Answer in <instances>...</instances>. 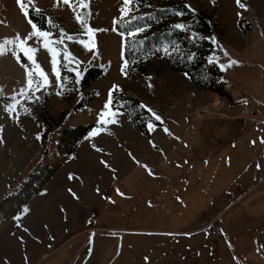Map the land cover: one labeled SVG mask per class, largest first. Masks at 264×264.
<instances>
[{
    "label": "rangeland",
    "instance_id": "374dc122",
    "mask_svg": "<svg viewBox=\"0 0 264 264\" xmlns=\"http://www.w3.org/2000/svg\"><path fill=\"white\" fill-rule=\"evenodd\" d=\"M144 1L147 8L165 2ZM186 2L215 26L214 52L207 59H218L215 64L226 96L200 89L159 53H152L139 73H122L124 42L115 24L122 18L123 0H89L87 12L78 10L88 15L91 27L101 29L93 35L95 49L79 43L84 30L73 7L63 0H32L47 16L55 17L58 28L77 36L59 47L68 48L81 62L80 69L97 66L103 73L82 90L71 70L75 64L62 62L65 75L59 87L51 72L50 53L34 38L29 41L52 83L36 93L39 100H22L15 114L6 111L7 105L0 110V187L7 180L13 194L31 173H46L49 178L36 184L41 190L23 207L29 209L27 213L0 221V264L6 260V264H32L33 254L49 243L51 217L60 221L51 230L55 238L61 228L71 232L70 211L74 220L86 221L81 227L86 234L97 237L91 248L94 256L86 264H240L247 248L253 250L255 245L254 260L264 262V147L258 141L264 137V0H240L245 8L237 0ZM137 7L133 0V10ZM30 31L17 0H0V40ZM51 31L53 38H59ZM230 59L239 63L219 66ZM26 80L24 68L10 53L0 55V97L11 102ZM114 84L120 89L113 92L114 107L122 105L118 123L88 138V132L99 126L98 113ZM82 98L88 100L73 111ZM142 104L162 121H155ZM240 104L249 107L240 110L242 118L225 114ZM130 117L137 124L152 120L156 127L144 133ZM89 124L78 141H62L64 130ZM117 188L125 193L123 197ZM227 203L231 207L225 211ZM225 219L231 222L228 235ZM39 234H44V241Z\"/></svg>",
    "mask_w": 264,
    "mask_h": 264
},
{
    "label": "trees",
    "instance_id": "16d2710c",
    "mask_svg": "<svg viewBox=\"0 0 264 264\" xmlns=\"http://www.w3.org/2000/svg\"><path fill=\"white\" fill-rule=\"evenodd\" d=\"M137 9L132 10L128 16L117 20L116 30L123 36V57L127 60L126 71L128 75L139 73L144 68V62L149 59L152 53H159L165 58L172 68L176 71L185 72L194 84L203 90H211L220 96H226L227 91L224 88L223 78L218 66L215 63H209L207 57L214 52V41L208 39L213 37L215 26L210 18L202 11L194 10L187 5L186 0H165L164 4H152L147 8L144 0H135ZM182 13V14H181ZM181 14V18H178ZM29 16L34 21L41 24L44 28H49L46 23L51 18L56 23L53 15H48L44 10L37 15L36 12L29 10ZM133 17H136L133 19ZM177 23L185 24L184 28H176ZM136 27L144 30L136 33L135 36H127L126 33L133 31ZM58 27L53 31L59 33ZM195 34V35H194ZM165 49L168 51L165 52ZM194 54L192 59L188 57ZM62 58V54H61ZM21 62H27L22 56ZM62 77L65 75V68L61 64ZM103 73V69L97 66L88 67L79 82V87L83 90L91 85ZM70 75L74 76L73 73ZM82 98L76 102L72 110H78L83 107L88 100ZM10 101L8 97H0V110L4 109ZM136 103V100H132ZM135 127L144 133H148L146 122L142 124L135 123L130 117ZM48 122V120H47ZM91 125H81L64 130L62 141L71 139L76 142L82 138L89 130ZM71 148L67 151L70 153ZM49 175L46 173H31L27 181L18 193H9L0 199V220L12 217L20 213L28 199L40 192L41 188L37 183L46 182Z\"/></svg>",
    "mask_w": 264,
    "mask_h": 264
},
{
    "label": "snow or ice",
    "instance_id": "6c2138e0",
    "mask_svg": "<svg viewBox=\"0 0 264 264\" xmlns=\"http://www.w3.org/2000/svg\"><path fill=\"white\" fill-rule=\"evenodd\" d=\"M17 3L19 7L21 8L23 15L27 18L28 24L31 26V31L28 32L26 35H21L20 33H16L11 38H3L0 40V55L6 54V52L10 53L17 61V63L21 64V67L24 68L25 74L27 77L26 85L21 87L19 92L13 95V98L11 102L7 104L6 111L9 113L15 114L18 110V107L20 106V103L24 99L28 100H39L40 97L36 95L37 92L40 91V89H45L52 83L49 80V75L44 71V69L40 66V64L37 62V60L34 57V53L37 51V48L33 46V44L29 43L30 40H35L36 43H42L43 48L47 49L51 56V72L55 75L56 83L59 87H63V77L61 72V63L63 62L64 66H69V64H75V67H72V71L75 72V82L79 83L83 71L80 69V61L77 60L75 56L72 55V53L68 50L66 46L60 48V45L64 44L65 39L67 40H74L77 39L76 35H69L67 34L64 29L61 27L58 29L59 31V38H53V33L51 31V28L58 27L56 24L53 23V20L51 18H48L46 23L48 24L49 28H44L41 24L34 21L32 17L29 16V10L31 8L32 11L36 12L37 15L41 14V9L35 7L32 4V0H17ZM63 3L66 5H69L70 7H73V10L77 12L76 14V20L81 24L82 29L84 30L81 33V37L79 39V43L82 44L86 49H95L96 44L93 42V35L97 31H101V29H94L90 26L88 15H81L78 10H84L87 12L88 10V4L89 0H63ZM237 3L239 4L240 8H245L246 5L243 3H240V0H237ZM133 0H123V6L120 9V15L121 17L128 16L130 12H132ZM182 14V13H181ZM136 17H133L135 19ZM115 22V18H114ZM176 28H184L186 27L185 24L177 23L175 25ZM144 29L141 27H136L133 31L127 32V36H135L136 33L142 32ZM122 36L125 35V33H121ZM195 35V34H194ZM208 39H212L214 42L215 37H208ZM217 47H221L219 43L217 42ZM168 50L165 49V52ZM23 54L24 57H26L27 61L30 62H21V55ZM62 54V61L60 59ZM225 56H228L229 54L227 51L224 52ZM194 57V54L190 55L188 58L192 59ZM125 65H127V60L124 61ZM209 63H219L218 59L215 56L209 57ZM239 61L230 59L228 60L227 64H220L219 66L223 68H227L231 65L238 64ZM86 70V69H85ZM120 71L127 75V71L125 67H121ZM187 75V74H185ZM120 90L119 85H113L112 88L109 90L108 99L105 101L103 108L98 113V125L97 127H93L87 134L88 138L95 137L101 132L106 131L107 125L118 123L117 116L120 114V107H114V97L113 92ZM143 108L147 109V112L151 114V117H154L155 121H162V117L158 115L155 111H153L152 108L148 107L147 105H140ZM25 111H29V109L26 107ZM147 129L151 132L155 129L156 125L152 122V120L147 121L146 123ZM165 132H168L169 130L165 127L163 129ZM36 138L40 139L41 135L40 133L36 134ZM177 139H179L177 137ZM261 142L264 143V137L261 138ZM150 143L153 144V147H155L154 142ZM253 144L256 143L255 140L252 141ZM94 149L97 151H102V149L98 148L95 144L92 145ZM131 156V153H129ZM133 160H135V157H132ZM139 163V161H136ZM105 165V167H110L106 161H101ZM258 168L260 167L259 164L256 165ZM147 168V165L144 166ZM149 174L151 173V169H148ZM70 178H72V174H70ZM99 191V189H97ZM69 192L72 194L73 197H76V193L72 192L71 189H69ZM116 192L120 196H124L125 193L120 191L119 188L116 189ZM78 198V197H77ZM108 199H111V197H108ZM177 199H180V197H177ZM114 202V201H113ZM29 209L25 207L23 209L24 213H27ZM19 219V218H17ZM25 231H28V229L25 228ZM221 231H223L221 229ZM21 240H23V237H21ZM231 246V245H229ZM259 251V249H258ZM147 259V257H145Z\"/></svg>",
    "mask_w": 264,
    "mask_h": 264
},
{
    "label": "crops",
    "instance_id": "0c3cea01",
    "mask_svg": "<svg viewBox=\"0 0 264 264\" xmlns=\"http://www.w3.org/2000/svg\"><path fill=\"white\" fill-rule=\"evenodd\" d=\"M242 96L245 97V95H239L238 98H240ZM232 99H233V97H232ZM234 101L235 100L233 99V102ZM230 105L231 104H229V106ZM247 106H248V104H245V105L240 104V106H238L239 108L237 110H226L225 114L226 113H228V114L234 113L233 115H235L236 117L242 118V116L239 114V112H240V110H242L243 108H246ZM232 108L234 109L233 106H232ZM247 109H249V107H247ZM258 141L260 143H262L261 139H258ZM262 145L264 147V143ZM29 168H31V166L28 167L27 170H25L24 175L27 174V172L29 171ZM261 168H262V166H261ZM11 190H12V188L9 185V182L6 180L3 184V186L0 187V199L3 198L4 196H6L7 194L11 193ZM34 196H36V195H32V197H34ZM32 197H30V198H32ZM30 198L28 200H30ZM81 205H84V203L83 204L77 203V207L81 206ZM65 206L66 205L64 204V206L62 208H64ZM230 207H231L230 203L225 204V211L229 210ZM67 208L71 209V207H67ZM22 212L23 211H21L20 213H22ZM20 213H18V214H20ZM63 213L67 214L65 211H63ZM69 213L70 214H67V217H68V220L71 224L70 225V228H72L71 232H69L70 229H67V228L62 229L61 228L56 233V238H55L53 236V233L51 230L56 225H58L60 221H58L59 219H54L53 217H51V220L48 221L50 224L48 227L50 230V233L49 232L47 233L49 243H47L45 245L46 248L39 249L35 252V254H33L34 260L32 261V264H44V263H46V264H86L87 258L94 256L95 250L93 251L91 248H93V247L95 248V246H96V241H97L96 234H93V235L86 234L87 233L86 229L81 228L84 226V224H86V221H83L82 223L80 221H76V220H74V217H73L74 213H72L71 211ZM16 215H14V216H16ZM3 220H5V219H3ZM3 220H0V221H3ZM230 223H231L230 219H228L227 222L225 219V226H226L225 235H228V231L230 232V229H229ZM170 231L174 232L172 230H165L164 232H170ZM154 233L161 234L158 232H154ZM39 239L40 240L42 239V241H44V234H39ZM92 242H93V244H92ZM240 245H241V243H240ZM262 246L264 247V238H262ZM87 247L89 248L88 251H87ZM255 248H256V245L253 247V250L250 247L247 248L245 255H244L245 261H242L240 264H255V262L257 264H264V262H262V261L257 262L254 260L253 256H255V254H254ZM239 256L243 258L242 255H239ZM6 263H9V262L6 260L4 262V264H6Z\"/></svg>",
    "mask_w": 264,
    "mask_h": 264
}]
</instances>
